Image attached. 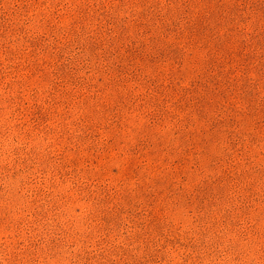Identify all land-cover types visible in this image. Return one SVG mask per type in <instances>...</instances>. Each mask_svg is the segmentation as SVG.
<instances>
[{
  "label": "rangeland",
  "instance_id": "rangeland-1",
  "mask_svg": "<svg viewBox=\"0 0 264 264\" xmlns=\"http://www.w3.org/2000/svg\"><path fill=\"white\" fill-rule=\"evenodd\" d=\"M0 264H264V0H0Z\"/></svg>",
  "mask_w": 264,
  "mask_h": 264
}]
</instances>
